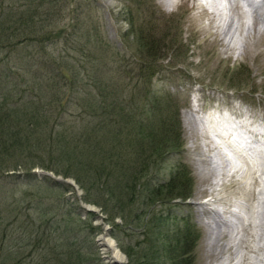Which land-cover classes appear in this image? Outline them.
I'll return each instance as SVG.
<instances>
[{"label": "rangeland", "instance_id": "374dc122", "mask_svg": "<svg viewBox=\"0 0 264 264\" xmlns=\"http://www.w3.org/2000/svg\"><path fill=\"white\" fill-rule=\"evenodd\" d=\"M141 2H144L142 8L139 5ZM201 2L204 3V7L201 6ZM67 4V7L61 9V14L54 24L44 25L55 37L61 38L59 40L57 38V42L47 48V55L44 56L37 50L30 55V60L35 71L41 70L42 62L48 72L55 74L58 70H67L71 76L75 75L73 79L79 86L77 92L70 87L67 96L60 98L61 105L58 106V111L61 110L62 113L63 105L66 106V108L64 106L66 116L62 120L68 122L67 125L70 126L72 121H76L73 124L75 127L70 130L82 132L85 123L80 121L83 119L80 115L85 111L92 116L102 105L101 99L95 95L97 92L90 86L94 79L91 80L86 74L88 66V74L93 73L90 70L94 67L91 66L96 67L97 58H100V63L107 67L108 63L113 64L112 61L115 60L120 69L123 68L121 65L129 63L130 60L137 63V65L129 63L134 67H138V64L146 65V62L153 63L155 68L152 69L157 73L150 89L153 94L172 95V103L165 104V107L169 105L174 107V110L179 109L182 127L181 143L177 146L174 139L165 138L159 118L161 114H156L159 112L158 109H155V113H150V107L143 115L142 111L140 112L141 117H138L141 118L139 122L143 125V131L131 132V140H136V144L140 140L142 146H146L148 150L154 146L160 147L164 149V156L144 158L150 160L145 166V171L138 170L131 175L130 183H137V188L133 191L135 194L128 193L126 197L119 195L118 203L115 204L113 200L108 202L106 196L108 207L112 210L111 215L106 214L100 206L86 203L83 200V190L73 180H67L74 185V191L69 194L71 204L75 205V202H78L77 205L82 208L78 212L81 222L89 221L97 229L92 238L82 232V237L93 239L95 248L94 252L87 251L89 253L87 258L97 253L101 264H113L111 261V258H114L113 252L103 242L110 239L123 257L122 264H128L127 255L119 248L113 235L114 224L127 226L129 223H137L138 220L140 224H145L146 221H153L159 214L166 213L171 214L172 219L174 216L177 217L170 220L173 226H183L181 218L184 216L191 221L193 235L198 240L191 255L192 264H221L222 260H219L216 254L213 255L214 251H219L218 244L209 246L213 233L208 224L213 216L226 220L233 219L229 212L239 211L238 203L244 202L246 205L247 202L240 199L241 188L237 181L234 182L239 177L232 178V174L228 176L229 178L225 177L228 188L219 191L218 194L216 189L220 188L218 183L222 182L220 168L208 157L206 161H200L202 156L198 153L202 151L199 146L204 149L203 141L210 140L203 136L201 130L207 125L205 128L209 132L208 128L211 125L210 123L202 125L199 118L211 117L219 120L228 117L233 123L234 118L239 116L238 118L256 122L258 126L256 128L264 125V8L260 10L258 6L256 9L259 15L256 21L252 14L242 12L246 10V6L239 3V7L242 8V14L238 17L241 28L231 39L234 49L228 50L223 44L224 41L219 42L217 36L213 35L216 29L212 28V21L203 10L209 8L205 0H179L173 11H168L171 0H68ZM218 4L223 13L228 12L226 0H218ZM63 37L69 40L65 41ZM225 51L230 52L227 54ZM156 55L160 57L158 60L153 59ZM124 58L128 61L125 62ZM110 78L114 80V77ZM113 82L119 84L117 80ZM127 86V84L121 86L122 94L116 95L114 99L116 101L120 99L126 107L137 105L142 109L145 90L135 89L133 85L128 86L129 88ZM89 90L94 94V98L90 96ZM69 100L72 103L67 106L66 102L69 103ZM174 114L172 113L170 117L172 121H169V125L174 123ZM91 116L86 117L88 121L92 120ZM137 130L139 131L138 128ZM138 133L142 134L143 139ZM149 133L154 134L150 136ZM161 135L163 139L159 140ZM172 136L175 138V134ZM241 137L245 139V135L241 134ZM215 141L220 142L216 139ZM220 143V147L227 151L231 160L228 170L233 173L237 167L244 164L233 153L228 152L222 141ZM261 145L263 144H254L257 146L254 148V154L258 149H264V145ZM207 154L212 155L211 158L216 161L213 151ZM230 165L233 170L230 169ZM178 166H181L182 173L176 192L189 194L190 198L185 201L182 199L168 201L163 196L161 200L156 201L157 194L153 190L157 189L160 192L158 184L169 181ZM32 172L39 175L48 173L55 177L52 172H45L41 168H35ZM26 193L29 194L27 187L24 197L27 196ZM52 194L49 195L53 197L52 199L48 201L45 199L47 205L53 201L57 202L58 197L62 196L59 191ZM29 198L32 199L28 197V200ZM261 198L264 200V194ZM88 210L94 211L90 220L85 214ZM244 210L252 213L247 208ZM247 212L245 214H248ZM111 217L114 221H111ZM65 222L72 224L70 218H66ZM72 228L73 231L78 229L73 225ZM76 232H73L72 236ZM229 239L224 238L219 245L224 241L230 242ZM137 252L141 255L149 252V249L142 247Z\"/></svg>", "mask_w": 264, "mask_h": 264}, {"label": "trees", "instance_id": "16d2710c", "mask_svg": "<svg viewBox=\"0 0 264 264\" xmlns=\"http://www.w3.org/2000/svg\"><path fill=\"white\" fill-rule=\"evenodd\" d=\"M67 3L68 0H0V264H101L97 253L87 258V251L94 252L95 248L93 239L82 237V232L92 238L97 229L89 221L81 222L78 212L82 208L78 202L71 204L69 194L74 190L66 181L73 180L83 190L86 203L100 206L111 215L106 196L108 202L113 200L115 204L119 195H132L137 183H130V178L138 170L145 171L150 160L144 158L164 156L160 147L148 150L140 140L138 144L131 140V132L143 131L140 112L143 115L149 107L150 113L158 109L156 114H161L165 138L174 139L177 146L181 143L179 109L165 107L172 103V95L153 94L150 86L157 73L152 69L153 63L134 67L129 64L137 65L133 60L120 69L113 59V64L110 62L107 67L97 58L96 67L91 66L94 67L91 75L89 66L86 68L87 76L94 79L90 86L102 105L99 113L97 110L91 116L84 111L80 115L83 118L80 121L85 123L82 132L70 130L76 121L67 125L62 120L66 106L63 105V113L58 106L70 87L77 92L75 75L71 76L67 70L48 72L42 62L41 70L35 71L30 60L37 50L47 55V48L57 42L58 36L44 25L54 24ZM143 3L139 4L141 8ZM159 58L153 56L154 60ZM125 84L145 90L142 109L137 105L126 107L120 99H114L122 94L120 90ZM69 101L67 106L72 103ZM172 113L174 123L169 125ZM89 116L91 121L86 118ZM138 135L143 139L142 134ZM35 168L52 172L55 177L36 174L32 172ZM181 173L178 166L169 181L158 184L162 191L153 190L156 201L163 196L168 201L190 198L189 194L176 192ZM26 187L29 194L24 197ZM55 191L62 196L47 205L45 199H52L49 195ZM85 214L88 220L94 215ZM170 217L171 214L165 213L145 224L139 220L127 226L114 224L113 235L127 255L128 264H192L191 255L198 240L191 221L184 216L183 226H173L170 220L177 217ZM66 218L72 224L65 222ZM72 225L78 229L73 231ZM142 247L149 252L139 255L137 250Z\"/></svg>", "mask_w": 264, "mask_h": 264}, {"label": "bare ground", "instance_id": "6f19581e", "mask_svg": "<svg viewBox=\"0 0 264 264\" xmlns=\"http://www.w3.org/2000/svg\"><path fill=\"white\" fill-rule=\"evenodd\" d=\"M226 1V10H228L226 13L222 12L223 9L221 10L218 0H205V3L209 8L206 10L203 8V10L206 11L207 15L210 17L212 28L216 29L213 35L217 36L220 40L219 42L224 41L223 44L227 46L226 48L231 50L234 49V47L232 48V45L234 44L231 43V39L241 28V26H239L240 22L238 21V17H240L242 12H247V14H252L253 19L257 21L259 15L256 13V9L258 6L259 9L264 8V0ZM239 3L245 4V11L239 7ZM201 4V6H203L204 3L201 2ZM225 52L227 53V51ZM199 121L202 125L208 123L211 125L208 128L209 132L205 128L207 125L201 130L203 136L207 139L210 138V140L203 141L204 144H202L204 149L199 146V149L202 151H199L198 153L202 156L200 161H206V157H208L213 161L212 163H216L217 167L220 168V175L222 176L220 181L222 182L218 183V186L221 188L216 189L218 194L219 191L221 192L228 188L225 183V177L229 178L228 176L232 174V178L239 177L238 179H235L234 182L237 181L236 183L241 188L240 199L247 202L246 205L244 202L238 203V208H240L239 211L229 212L231 215L230 217L233 219L226 220L222 217V219L220 217L219 219L217 216L212 217L210 224H208L209 229L212 230L213 233L209 241V246L212 247V245L214 246L215 244H218L217 249L219 250L214 251L213 255L216 254L217 258L222 260L221 264H264V200L261 198V195L264 194V149L262 150L260 148L254 154V148H257L254 144L260 145L262 143L264 145V125H259V128H256L258 127L255 124L256 122L244 118H238L237 121L236 117L234 118L233 123L230 122L228 117L224 119L219 118V120L211 117L199 118ZM237 130L241 132H238ZM241 134L245 135V139L241 137ZM215 139L217 141L220 140V142L222 141V144L228 152L233 153V155L239 158V160H242V164L244 165L237 167L236 171L230 173L228 169L231 160L228 157V153L220 147L219 144L221 143L216 142ZM241 139L245 141L242 142ZM209 151L214 152L216 161L212 159V155L207 154ZM203 157H205V159ZM230 169H232L231 165ZM249 202L254 203L249 204ZM245 208L249 209L250 212L252 211V213L249 214L246 211L248 214H245ZM224 238H230V242L228 241L226 243V241H224L222 245H219ZM103 242L104 245L113 252L115 260L122 262L123 257L118 251L115 243L110 239H105Z\"/></svg>", "mask_w": 264, "mask_h": 264}, {"label": "clouds", "instance_id": "9594fccd", "mask_svg": "<svg viewBox=\"0 0 264 264\" xmlns=\"http://www.w3.org/2000/svg\"><path fill=\"white\" fill-rule=\"evenodd\" d=\"M179 4V0H171V6L168 8V11L175 10V6Z\"/></svg>", "mask_w": 264, "mask_h": 264}, {"label": "water", "instance_id": "95a60500", "mask_svg": "<svg viewBox=\"0 0 264 264\" xmlns=\"http://www.w3.org/2000/svg\"><path fill=\"white\" fill-rule=\"evenodd\" d=\"M88 211L94 212L93 210H88ZM111 261H112L113 264H122V262L117 261L114 258H111Z\"/></svg>", "mask_w": 264, "mask_h": 264}]
</instances>
